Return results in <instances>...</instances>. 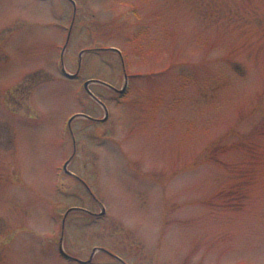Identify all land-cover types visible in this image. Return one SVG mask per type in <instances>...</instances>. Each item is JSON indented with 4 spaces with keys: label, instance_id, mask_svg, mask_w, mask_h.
Segmentation results:
<instances>
[{
    "label": "rangeland",
    "instance_id": "rangeland-1",
    "mask_svg": "<svg viewBox=\"0 0 264 264\" xmlns=\"http://www.w3.org/2000/svg\"><path fill=\"white\" fill-rule=\"evenodd\" d=\"M59 248L264 264V0H0V264Z\"/></svg>",
    "mask_w": 264,
    "mask_h": 264
},
{
    "label": "water",
    "instance_id": "water-1",
    "mask_svg": "<svg viewBox=\"0 0 264 264\" xmlns=\"http://www.w3.org/2000/svg\"><path fill=\"white\" fill-rule=\"evenodd\" d=\"M116 52V51H115ZM118 53V52H117ZM119 54V53H118ZM66 77L68 78V79H71V78H73V77H71V76H68V75H66ZM125 89H126V86H124V88L122 89V90H120V91H117V93H119V94H123L124 92H125ZM103 214V212L101 213V215Z\"/></svg>",
    "mask_w": 264,
    "mask_h": 264
}]
</instances>
